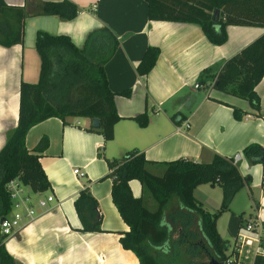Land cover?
Wrapping results in <instances>:
<instances>
[{"label": "crops", "instance_id": "obj_1", "mask_svg": "<svg viewBox=\"0 0 264 264\" xmlns=\"http://www.w3.org/2000/svg\"><path fill=\"white\" fill-rule=\"evenodd\" d=\"M5 1L25 5L28 14L23 41L0 44V149L17 124L20 82H37L39 78L41 61L35 46L39 30L66 34L81 47L91 29L109 26L120 42L104 64L108 85L115 92L130 89L129 95H114L122 118L114 124L112 139L90 129L93 125L88 117L68 116L63 120L51 116L27 131L29 150L39 148L44 138L47 141L37 151L50 186L34 197L52 193L54 200L19 232L5 237V247L18 264H139L137 255L120 242L129 225L112 201V178L105 176L106 158H119L128 150L143 152L149 160L146 168L155 174L162 172L161 162L178 157L207 162L215 153L233 159L240 153L236 163L249 183L235 193L216 226L231 243L229 247L239 241L240 233L255 239L250 262L256 252L264 254L260 245V236H264V168L242 153L250 142L264 145V76L255 85L259 110L246 98L210 85L223 61L263 33L264 26L229 24L227 39L217 44L196 22L149 19L146 0H72L78 11L69 19L36 13L37 4L44 0ZM149 45L157 46L159 54L153 67L140 75L136 65ZM205 68L209 71L202 73ZM234 106L240 109V117L234 114ZM143 111H147L148 121L139 125L132 116ZM76 167L85 175L74 173ZM129 183L132 193L141 196L144 204V199L152 198L147 190L143 195L138 179ZM84 184L98 202L102 230L78 229L81 222L74 199ZM194 195L205 209L216 211L222 189L218 184L201 183L194 188ZM252 219L261 223L260 228L244 230ZM220 223L227 236L222 234Z\"/></svg>", "mask_w": 264, "mask_h": 264}, {"label": "trees", "instance_id": "obj_2", "mask_svg": "<svg viewBox=\"0 0 264 264\" xmlns=\"http://www.w3.org/2000/svg\"><path fill=\"white\" fill-rule=\"evenodd\" d=\"M149 19L196 22L213 43L227 39L229 24L264 26V0H146ZM78 7L72 0H44L37 4L36 13L56 14L73 18ZM25 5H13L0 0V44L21 43L24 36ZM120 42L119 36L107 25L91 29L84 44L78 47L66 34H51L39 30L35 46L40 56L37 82H20L17 124L0 149V218L11 208L6 183L19 178L34 191H44L50 181L39 157L47 141L39 148L26 147V133L34 124L51 116L65 120L68 116L98 118L99 125L91 126L106 139L114 136V124L122 118L114 95L130 94V89L112 91L104 69ZM159 54L157 46L146 47L136 65L145 75ZM209 71L205 68L203 72ZM264 76V32L226 58L214 72L211 87L246 98L256 110L260 98L255 85ZM73 86L74 100L54 99L51 88ZM240 117V109L234 106ZM139 125L148 121L147 111L132 116ZM251 163L264 168V145L250 142L242 148ZM112 178L111 198L129 229L120 236L126 249L132 250L139 264H208L212 259L221 264L231 252L229 241L219 233L216 220L229 207L235 193L249 183L241 175L233 157L215 153L210 161H195L185 157L161 162L163 170L155 174L146 168L149 161L143 152L128 150L119 158H106ZM138 179L156 202L149 209L141 196L132 193L129 181ZM201 183L218 184L222 198L216 211L205 209L194 195ZM175 197V203L170 204ZM74 207L82 231H99L101 215L98 202L87 184L79 190ZM0 231V264H18L7 251ZM264 246V236H260ZM171 254V255H169ZM189 255L185 257V255ZM205 256L206 259L203 257ZM252 264H264V254L256 252Z\"/></svg>", "mask_w": 264, "mask_h": 264}, {"label": "built area", "instance_id": "obj_3", "mask_svg": "<svg viewBox=\"0 0 264 264\" xmlns=\"http://www.w3.org/2000/svg\"><path fill=\"white\" fill-rule=\"evenodd\" d=\"M200 83H196L195 86H200ZM76 123H79V120H75ZM185 126H188V123L185 122ZM241 158L240 153L234 155V161H238ZM74 173L78 176H84V171L79 168L73 169ZM28 186L24 184L19 178L15 177L10 179L6 183V190L9 193L11 199V208L9 212L2 217L0 221V231L5 236L13 235L19 232L26 223L33 220L39 213H42L48 209L49 202L54 200V195L49 193L45 196H35V193L39 191H33L29 193L25 190V187ZM261 223L252 219L248 221L243 229L253 230L255 228H260ZM239 241L232 247V252L222 260L221 264H252L249 260V253L251 252L250 248H245L250 246L254 242V238L248 237L243 233L238 235ZM259 240V239H258ZM259 250L260 247H257Z\"/></svg>", "mask_w": 264, "mask_h": 264}, {"label": "rangeland", "instance_id": "obj_4", "mask_svg": "<svg viewBox=\"0 0 264 264\" xmlns=\"http://www.w3.org/2000/svg\"><path fill=\"white\" fill-rule=\"evenodd\" d=\"M50 95H53L55 98V100L56 99H61V100H74L75 99V93H74V91H73V86H70V87H66V88H54V87H52L51 88V91H50ZM144 188V187H143ZM25 190L27 191V192H29V193H33V191L31 190V188L29 187V186H26L25 187ZM145 193H147V191H146V189L144 188V190H143V195L145 194ZM144 201H145V204L148 206V207H150V208H154L155 207V205H156V202L153 200V198H149L148 200H145L144 199ZM175 203V197H173L172 199H171V202H170V204L171 205H173ZM220 205V204H219ZM249 208L248 209H246V211H245V216H247L248 215V213H249ZM223 227H222V225H221V223H220V229H221V232H222V234H224V231H223V229H222ZM224 236H227V235H225L224 234ZM254 243V242H253ZM230 245H231V243H229ZM255 246H256V244L254 243V244H252V246H247V247H245V248H250L251 249V251L255 248ZM169 255H171V254H169ZM250 255H252V253L250 254ZM189 255H185V257H188ZM204 259H206L205 258V256L203 257ZM179 263L178 264H181L182 263V261H178Z\"/></svg>", "mask_w": 264, "mask_h": 264}, {"label": "water", "instance_id": "obj_5", "mask_svg": "<svg viewBox=\"0 0 264 264\" xmlns=\"http://www.w3.org/2000/svg\"><path fill=\"white\" fill-rule=\"evenodd\" d=\"M91 124L93 125V126H98L99 125V120H98V118H93L92 120H91ZM2 220V217L0 218V221ZM208 264H218V262L217 261H215V260H211V261H209L208 262Z\"/></svg>", "mask_w": 264, "mask_h": 264}]
</instances>
